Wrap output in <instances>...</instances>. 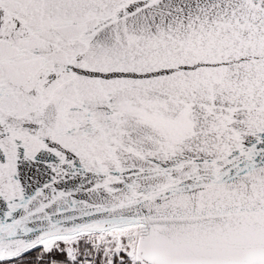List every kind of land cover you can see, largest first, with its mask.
Wrapping results in <instances>:
<instances>
[{
    "label": "snow or ice",
    "instance_id": "obj_1",
    "mask_svg": "<svg viewBox=\"0 0 264 264\" xmlns=\"http://www.w3.org/2000/svg\"><path fill=\"white\" fill-rule=\"evenodd\" d=\"M0 264H264V0H0Z\"/></svg>",
    "mask_w": 264,
    "mask_h": 264
}]
</instances>
